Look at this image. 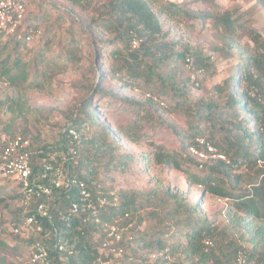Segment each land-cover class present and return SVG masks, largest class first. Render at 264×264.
I'll return each mask as SVG.
<instances>
[{
  "label": "trees",
  "instance_id": "1",
  "mask_svg": "<svg viewBox=\"0 0 264 264\" xmlns=\"http://www.w3.org/2000/svg\"><path fill=\"white\" fill-rule=\"evenodd\" d=\"M31 2H26L25 24L41 29L40 26L48 22L49 13L40 8L37 15H30ZM39 4L58 12L60 9L56 4H61L66 12L58 13L57 22L67 18L73 22L75 15L83 14L79 19L84 27L76 24L79 36L68 27L66 36L59 40L58 49L52 50L49 31L55 24L51 23L40 40L43 41L38 49L39 55L31 58L27 55L29 51H24L27 45L24 41L0 35V85L20 92L49 90L54 76L65 72L69 65L72 67L81 62V36H85L92 57L101 60L102 66L108 63L110 72L120 75L124 82L122 87L142 93L143 105L184 118L186 129L183 133L172 127L186 149L184 151L189 154L194 149L209 156L205 146L198 144L197 140L202 139L225 157V160L209 157L200 162L182 152L152 145V162L181 172L187 185L201 189L200 199L191 203L182 193L168 188L147 193L125 190L118 193V207L106 206L94 215L93 209L87 208L88 204L94 206L97 194L103 196L107 193L103 182L98 179L100 168L107 173L115 164L125 168L126 160L117 162L113 155L114 146L121 136L134 140L140 138L137 123L114 127L100 121L99 108L110 107L117 95L103 91L98 76V82L88 86L87 96L71 119V125L61 134L63 142L77 151V162L70 169L71 179L84 184L88 197L82 199L75 186L66 194L60 193L52 223L46 222L51 231L53 226L56 228L68 263L100 264L104 255L98 246L106 237L104 225L114 219H119L123 225H132L124 233L121 243L125 246L121 260H130L129 264H183L184 261L189 264H232L237 253L244 251L241 248L244 243L250 245L248 262L252 259L264 262V165L257 167L259 161L264 164V39L247 23L241 22L240 16L228 11L194 12L184 3L169 0H39ZM212 6L215 10L219 8ZM168 19L176 22L188 20L187 27L195 22L203 25L205 20H210L211 30L224 40L223 45L243 49L247 57L238 51L244 62L236 65L235 73L212 87L207 97L193 99L190 97L192 91L199 92L204 87L207 71L213 67L212 57L199 46L185 42L183 36L166 40L170 31L163 32L162 27ZM131 32L139 40L135 49L130 47ZM104 35L112 37L103 41ZM244 37L252 44L251 50L240 43ZM260 50L263 53L259 54ZM186 59L192 60L196 69L206 72L205 79L200 80L198 86L190 80ZM92 71L95 73L94 68ZM94 95L102 98L100 104L94 103ZM119 99L135 103L125 97ZM3 105L4 101L0 100V134L28 138L34 170L38 171L39 162L47 159L54 149L39 145L36 137L15 132L9 124L2 128L1 115L7 112ZM11 108L8 104V113ZM72 131L77 133V140L73 139ZM206 195L229 202L225 227L214 226L200 213V202ZM7 198L16 202L17 207L9 206ZM73 204L78 206V216L62 220L59 212L69 211ZM0 207H10L12 217L8 228L19 223L22 217L19 195L8 184L0 189ZM84 217L87 219L85 223L82 221ZM96 218L98 222H95ZM144 220H156L161 229L153 234L141 233L139 225ZM234 235H238L237 240L232 238ZM206 238L215 240L218 246L214 250L206 248L203 244ZM21 245L25 247V244ZM165 248H169V257L175 258V262L162 258L153 263L149 261L151 253ZM18 251L17 245L9 246L0 239V264H21L10 261Z\"/></svg>",
  "mask_w": 264,
  "mask_h": 264
},
{
  "label": "rangeland",
  "instance_id": "2",
  "mask_svg": "<svg viewBox=\"0 0 264 264\" xmlns=\"http://www.w3.org/2000/svg\"><path fill=\"white\" fill-rule=\"evenodd\" d=\"M169 1L184 3L189 10L194 12L201 11L207 14L211 11H217L218 13L228 11L234 16H240L241 22L247 23L251 29H254L264 39V0ZM212 5H217L219 8L215 10ZM56 6L60 11L66 12L61 4H56ZM40 8L45 13H49L47 18L49 20L43 26H40V38L33 43L25 45L24 51H29V54H27L29 58L39 55L38 49L43 41L40 42V40L42 37L44 38L45 28L51 23L55 24L53 29L49 31L52 40V50L58 49L60 46L59 40L66 36L65 31L68 27L75 31L76 36L80 35L75 30V26L76 24L82 25L79 17L83 14L75 15L73 22L68 18L57 22V15L60 11L40 5L39 0H32L28 13L37 15ZM188 23V20L176 22L168 19L167 24L163 25L162 31H170L165 38L166 40L180 39V36H183L185 37L183 39L185 42L199 46L206 55L212 57L213 67L207 71V80L204 87L199 92L192 91L190 94L193 99L205 98L211 92L212 87L221 84L226 78L235 73L236 65H242L244 59L241 58L238 51L242 52L244 57H247V53L243 49L226 48L223 45L224 40L211 30L210 20H205L203 25L195 22L190 27L186 26ZM133 35L135 33L131 32L130 36ZM111 37V35H104L102 39L107 41ZM81 38V62L72 67L69 65L65 72L54 76L49 85V90L45 89L43 90L44 92L34 90L20 92L0 85V100L4 101L3 109L7 111L1 115V127L3 128L9 124L15 132H22L30 138L36 137L39 145H49L54 149V154L58 153L61 134L71 125V119L75 117L78 107L87 96L88 86L96 84L98 76H100V88L103 91H111L117 95L115 102L110 107L99 108L98 117L100 121L114 127L126 126L132 123H137L140 127L139 139H126L121 136L122 138L120 137L118 144L114 146L113 155L117 157V162L126 160V167L121 168L115 164V167L109 173L105 172L103 167L100 168L98 179L103 182L106 194L114 193L118 195L120 191L125 190L147 193L152 190L168 188L182 193L189 202L196 203L201 195L199 187L187 185L181 172L155 165L151 159L154 152L152 145H162L175 153L182 152L193 159L195 158L190 152L188 154L184 151L186 149H184L181 141L172 131V127L179 133L185 131L184 118L170 112L154 111L148 105H143L144 95L132 88L122 87L124 82L121 81L120 75L111 73L108 63L106 66H102L101 60H95L92 57L88 38L85 36H81ZM240 43L245 44L244 47L248 50L252 49V44L247 38H242ZM258 53H263V50L258 51ZM61 62H63L62 59ZM92 68H94L95 73ZM212 74H215L213 78L210 77ZM119 97L133 99L135 103L121 102ZM92 98L94 103H101V97L94 95ZM8 104H11L12 107L9 113L8 109H6ZM104 162L105 159L103 158L102 163ZM263 165L261 161L257 162V167L262 168ZM190 169L193 170L191 167ZM3 185H5V182L0 180V189ZM7 202L12 208L16 206V202L12 199L7 198ZM200 203V213L211 220L214 226L225 227L227 225L228 201L206 195L201 199ZM9 209L10 207H0V239L9 246H18L20 253L19 251L18 253L16 252L18 255L11 257L10 261L28 264L25 248L9 234L8 223L12 217ZM117 220L122 224L119 219ZM160 229L161 224L156 220H144L139 225L141 233L145 231L153 234ZM232 238L237 240L238 235H234ZM212 242L213 247L210 250H214L218 246V242H215V240H212ZM242 245L241 248L248 256L250 245L246 243ZM171 261L175 262L176 259L171 258ZM177 261L179 262L178 259ZM252 261L259 263V261L254 259ZM183 264H189V262L184 261Z\"/></svg>",
  "mask_w": 264,
  "mask_h": 264
},
{
  "label": "built area",
  "instance_id": "3",
  "mask_svg": "<svg viewBox=\"0 0 264 264\" xmlns=\"http://www.w3.org/2000/svg\"><path fill=\"white\" fill-rule=\"evenodd\" d=\"M27 0H0V35L12 37L18 41L30 44L41 36L39 29L25 24ZM139 46V40L135 35L130 42L131 49ZM186 68L190 71V80L198 86L200 80H204L206 72L203 69H196L193 61L186 59ZM74 140L78 139L75 131L71 132ZM198 144L205 146L209 156L194 149L190 153L200 162L206 161L209 157L225 160V157L207 144L204 140L198 139ZM77 162V151L74 147L67 146L63 137L59 140V152L51 154L47 159L39 162L38 171L34 170L32 161L31 142L22 136H11L0 134V180L4 181L19 195V207L21 219L19 223L9 226V234L16 241L25 244L28 264H69L64 254L63 245L57 238V230L53 226L51 231L46 224H51V217L57 210L56 202L59 194H66L73 186L77 187L82 199L88 197L83 183L71 179L70 169ZM119 205V197L114 193L109 195L97 194L96 204H88L87 208L93 209L94 215L106 206L116 208ZM29 211L31 214H29ZM62 220L68 221L71 217L78 216V206L73 204L67 212H59ZM96 218L95 222H98ZM86 217L82 218L83 223ZM47 222V223H46ZM131 224L123 225L118 220H113L104 225L105 240L98 246V250L104 255L100 264H129V261H122L125 246L121 245L123 235L130 228ZM206 248H212L213 242L204 239ZM151 263L157 259L171 261L169 248L153 252L149 256ZM232 264H264L248 262L244 251H239Z\"/></svg>",
  "mask_w": 264,
  "mask_h": 264
}]
</instances>
